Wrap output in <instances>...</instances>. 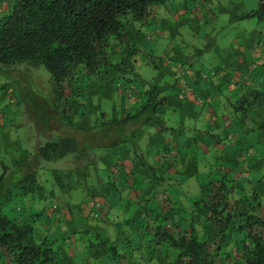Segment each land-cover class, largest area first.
Returning a JSON list of instances; mask_svg holds the SVG:
<instances>
[{"label":"rangeland","instance_id":"1","mask_svg":"<svg viewBox=\"0 0 264 264\" xmlns=\"http://www.w3.org/2000/svg\"><path fill=\"white\" fill-rule=\"evenodd\" d=\"M11 1L0 0V15ZM256 6L257 0H170L165 6L156 8L149 21L139 27L141 32H137V23L131 22L127 29L126 48L135 50V75L129 74L131 80L123 81V85L117 82L114 70L109 68L100 83L90 82L84 86L82 99L76 98L71 109L70 118L74 123L69 122L65 112L58 108L46 68L31 67L26 63L0 64V113L3 116L0 124V173L5 168L0 206L8 212L14 207L22 214L34 209L42 211L46 219L44 223L50 221L53 226L50 228V223L46 224L48 227L36 225L35 239H39L46 230L58 236V230L68 229L67 236L62 238L68 246L67 253L82 252L84 247L86 253H95L99 247L95 245L100 242L95 224L100 222L91 216L92 202L115 199L116 205L107 215L108 222L114 224L102 236L106 238L100 243L106 249V256L97 254L101 260L98 264H113L117 260L111 258L114 254V249L109 248L111 246L122 255L118 258H121L120 264H168L173 250L159 244L154 246L157 243L154 230L149 232V228L136 227L135 216L138 208L139 211L142 208V198L147 195H141L138 203L130 204L128 200L133 198L129 197L133 195V185L125 190L124 184L116 181L115 187H106L111 185L112 178L107 175L105 163L117 161L115 155L122 156L123 152L133 157L135 149L152 165L148 157L152 150L163 158L159 164H171H163L165 169L153 166L156 172L164 173V179L152 188L149 184L153 173L146 166L150 174L145 172L142 178H135L138 183H144L138 193L141 194L142 189L147 192L149 188L153 191L149 193L153 198L152 212L161 211L169 224L178 221L181 212L186 215L193 212L198 235L210 233L209 225L201 221L203 210L197 207L190 210L193 207L191 200L202 196L205 184L221 175L228 179L227 183L232 188L228 194L229 201L246 205L252 194H258L262 204L259 211L264 213V187L257 190L253 186L256 179L264 183V126L259 124L264 120V99H259L251 107L241 100V95L250 88L264 87V19L249 14ZM152 46H155L154 50ZM117 49L112 48L115 56L119 54ZM176 69L185 70L183 80H188L190 75L197 76V80L206 85L205 92L196 91L198 94L188 86L187 94L191 91L192 101L203 105L201 99L207 97V93H216L212 100L214 106L209 108L211 118L215 116L210 123H204L205 118L198 116L201 110L204 114L210 106L207 103L204 109L195 105L197 107L192 111L187 107H171L169 102L160 106L162 109H155L153 100L143 106L145 102L134 103L137 98L145 96V90L152 84L157 85L156 97L167 95L170 88L175 87L178 91L179 81L174 80L173 74ZM188 70L193 72L188 73ZM213 83L217 86L212 87ZM122 103L124 108L129 103L135 105L136 110L140 109L139 113L131 117L119 113L115 108ZM243 106L247 108L243 110ZM244 115L254 117L245 120ZM115 116L125 120L116 125L106 121V118ZM150 118L152 120L146 122ZM248 125L252 126L250 131H246ZM109 131L115 137L120 133L125 140L117 146L100 144L109 141L105 135ZM158 134L162 137L157 141L155 136ZM61 136L72 137L77 144L76 150L50 160L36 154L45 142ZM243 137L247 143L241 142ZM173 139L180 141L179 146L175 147ZM33 155V170L39 185L31 196L18 195L17 180L24 170L15 161L24 156L32 158ZM140 156L137 165L143 168ZM124 162L128 169L130 163L127 158ZM253 164L256 165L252 167ZM94 174L102 176L103 184L90 191L88 189H93L90 180L94 179ZM134 186L137 185L134 183ZM118 188L122 189L120 195L116 193ZM8 194H11L8 202H1ZM77 220L83 225L74 224ZM39 229L42 230L40 234ZM229 237L224 250L234 248L236 237L233 234ZM71 241L74 244H68ZM82 245L84 247L79 248ZM151 249L149 256L147 251ZM82 257L86 261H82ZM4 258L5 255L0 253V264H5ZM91 258L86 254L79 255L78 260H64L63 264H81V261L83 264L90 261L89 264H95L94 257Z\"/></svg>","mask_w":264,"mask_h":264},{"label":"trees","instance_id":"2","mask_svg":"<svg viewBox=\"0 0 264 264\" xmlns=\"http://www.w3.org/2000/svg\"><path fill=\"white\" fill-rule=\"evenodd\" d=\"M169 1L12 0L9 7L0 15V64L13 66L26 63L31 67L46 68L50 74L52 94L58 102V108L65 112L64 115L69 122L74 123L70 118L71 109L76 98L82 99L83 90L88 83H100L104 72L109 68L114 70L117 82H122L123 85V81L131 80L129 74L135 75V50L126 48L128 26L131 22L137 23L136 28L139 29L142 24L149 21L157 7L165 6ZM249 14L264 19V0H257V6ZM113 47L118 48L117 56L113 54ZM156 88L157 85L152 84L145 90V96L134 103L145 102L143 106L153 100L152 106H155V109L157 105H162L165 96L156 97ZM247 98H249L248 102ZM259 99H264V87H252L241 95V100L246 102L247 107H251ZM123 105L122 103L114 108L119 113H125L126 117L135 116L140 111L130 103L126 108L122 107ZM247 107L241 108L244 110ZM104 115L102 116L105 117ZM106 119L115 125L125 120L117 116ZM149 120L152 119L146 122ZM105 135L109 138L108 144L113 142L110 145H117L125 140L120 133L117 137L111 131ZM76 148V141L72 137L61 136L45 142L36 154L50 160L72 152ZM138 154L142 155L140 159L143 168L137 165L140 161ZM145 158L142 153H137L134 149V156L128 157L132 162L128 169L119 159L109 163L107 161L105 170L108 177L112 178V182L106 187L113 188L119 181L121 185L126 184L124 187L133 185L131 187L133 195L129 194L131 195L129 197L133 198L128 200L130 204L137 202L141 195H147L142 198V208L140 211L138 208L135 216L136 227L149 228V232L154 230L157 239L154 246L159 244L173 250V256L168 264H264V213L259 211V206L262 205L260 195L252 194L246 205L237 201L231 202L228 194L232 188L227 183L228 179L223 175L210 179L205 184L207 185L205 195L191 200L193 207L190 210H194L195 207L203 210L201 221L207 223L210 229V233L199 236L192 218L193 212L186 215L183 211L179 213L178 221H171L169 224L167 219L162 217L161 211L152 212L153 198L149 193L153 191L149 188L147 192H143L142 189V193H138V189L144 183H138L135 178H142L145 172L147 175L150 174L147 173L145 166L153 173L149 184L151 188L164 179L163 174L156 172L157 170ZM32 159L34 155L32 158L24 156L15 161L24 170L17 180L18 195L28 197L36 191L39 182L33 170ZM4 174L5 168L0 173V187ZM94 176V180L98 183L95 187L98 189L103 184L102 176L99 174ZM134 183L137 186H134ZM119 190L116 192L118 195L122 192V189ZM10 198L11 194H8L1 202L6 203ZM115 202V199L100 202V207L92 205L90 209L91 216L100 222L95 225L100 242L95 245L99 246L95 253L84 254L89 259L94 257L95 264L101 263L96 257L97 254L106 253V249L102 248L100 243L106 238L102 236L107 234V230L114 224L108 222L107 215L116 205ZM28 212L22 214L15 211L14 207L8 212L0 206V253L5 255V264H63L64 257L58 244L60 237L53 236L49 230H46L39 239H35V229L42 227L46 219L42 211L34 209ZM186 219L187 221L184 222ZM38 231L40 234L42 230ZM231 234L236 237L234 248L224 250ZM109 248L114 249L111 258H117L113 264H120L121 258H118L122 255L119 254L118 249L114 246ZM152 251L153 249L147 251L149 256ZM84 254L76 252L70 259L78 260L79 255ZM220 257L222 260H219ZM83 260L86 261L85 257H82Z\"/></svg>","mask_w":264,"mask_h":264},{"label":"crops","instance_id":"3","mask_svg":"<svg viewBox=\"0 0 264 264\" xmlns=\"http://www.w3.org/2000/svg\"><path fill=\"white\" fill-rule=\"evenodd\" d=\"M154 18V17H153ZM141 28H139V29H137V32L139 31V32H141V30H140ZM159 32V31H158ZM154 47L155 46H152V48H153V50H154ZM162 58V57H161ZM178 62H179V60H178ZM177 61H175V63L177 64L178 63ZM170 67V66H169ZM192 70H188V73H192L191 72ZM193 75H195L196 76V74H193ZM189 80V81H188ZM188 80H184V82L185 81H188V82H185V84H186V86H191V88L193 89V92L195 93L196 91H202V92H205V90L207 89L206 88V85H204V83L203 82H200V81H198L197 80V76L196 77H191V75L188 77ZM192 80V81H191ZM175 81H178V80H175ZM180 83L182 84V82H180L179 81V83H178V86H180ZM212 87H215V86H217V83H213L212 85H211ZM191 89V90H192ZM234 89H236V87L234 88ZM211 91V90H210ZM209 91V92H210ZM191 92V91H190ZM190 92L185 96V97H182V96H180V95H178L179 93H178V91H177V89L175 90V87H174V89L173 88H170V90L168 91V94L167 95H165V97H164V102H163V104L162 105H158L157 106V108L156 109H158V108H161L162 106H164V105H166L168 102L170 103V106L171 107H177V108H185V107H187L188 108V110L189 111H192L193 110V108H196L198 105H199V107H202V109H204L205 108V105L204 104H208V108L206 109V111H205V113L203 114V112H202V110L200 111V114H198V116H203V118H205L204 119V123L206 122V121H208L209 123H210V120H212L213 118H215V116H213L212 118H211V113L209 112V108L211 107V106H214V105H212L213 103H212V100H214V98L216 97V93H213L212 91L210 92V93H207L208 94V96L207 97H205L203 100L201 99V103H204L203 105H201V104H199V103H196V102H194V101H192L191 99H193L194 97H193V95H189L190 94ZM197 93V92H196ZM198 94V93H197ZM194 96H196L195 94H194ZM139 98H137V100H138ZM195 100V99H194ZM190 101H192V102H194V103H196V104H193V103H191ZM215 103V102H214ZM190 104H192V106H190ZM195 105H197V106H195ZM161 106V107H160ZM253 106V105H252ZM177 108H174V109H177ZM186 108V109H187ZM162 109V108H161ZM263 112V111H262ZM256 113V112H255ZM258 114V113H257ZM244 118H245V120H250V118H253L254 116L252 115V116H250V115H244L243 116ZM233 120V119H232ZM263 122H264V120H262ZM263 122H260L259 124H260V126H261V124H263V126H264V123ZM231 124V123H230ZM80 126H82V124L80 125ZM252 127V126H251ZM251 127H249V125L248 126H246V131L247 130H249L250 131V129H251ZM245 131V130H244ZM232 134H234L233 132H232ZM160 137H162L160 134H158L157 136H155V139L157 140V138H160ZM174 141H175V139H173ZM241 140V142L242 143H247L248 141H247V139L245 138L244 139V137L243 138H241L240 139ZM153 141V140H152ZM158 141V140H157ZM113 143V142H112ZM112 143H109L108 144V142L106 141V142H101L100 144H102V145H110V144H112ZM168 144V143H167ZM179 144H180V141H178V142H174V145H175V147H177V146H179ZM252 144V143H251ZM113 146H117V145H115V144H113ZM171 146H173V145H171ZM158 149H156V151H157ZM122 151V150H121ZM120 151V152H121ZM156 153V152H155ZM117 158H114V159H119L121 162H123V164L125 163L124 162V159H126L127 158V160H128V162L130 163V165L132 164V162L128 159V157L126 156V154L123 152V154H122V156H120V155H118L117 156V154L115 155ZM124 156H126V158L124 157ZM148 157H149V159L152 161V163H153V165L152 166H155V167H157V168H162V166H163V164H166V166L167 165H171V164H167L166 162H164V163H161V164H159V162H160V160H163V158H161L160 157V155H158V154H154V152H153V150L151 151V153H149L148 154ZM124 158V159H123ZM112 158H109V160H111ZM149 164H150V162H149ZM254 165H256V164H253V166L252 167H254ZM167 168V167H166ZM162 169H165V167H163ZM162 172H164L163 170H162ZM161 173V172H160ZM162 174H164V173H162ZM261 182V179L260 180H258V179H256L255 181H254V183H253V186L254 187H256L257 188V190H259L260 188H261V190H262V188L264 187V183H260ZM96 184H98L97 183V181L96 180H94V179H92V180H90V185H92V188L93 189H88V190H90V191H93V190H96V187H95V185ZM69 185H72V184H69ZM126 185V184H125ZM124 185V186H125ZM73 187H76L75 185L73 186ZM126 187H128V186H126ZM126 187H124V189L126 190H128V188H126ZM130 187V186H129ZM125 193V192H124ZM205 195V191H204V194L202 195V196H204ZM111 211V210H110ZM62 212H64L65 213V215H66V212H65V210L64 209H62ZM105 216H106V214H105ZM77 217H79V216H77L76 215V218ZM84 219V218H83ZM100 219H102V217L100 218ZM103 219H104V217H103ZM82 221H80V220H77L76 222H74V224H80L81 226L83 225L82 223H81ZM49 223H50V225H51V222L49 221ZM49 223H43V225H46V224H48L49 225ZM99 224V223H98ZM48 225H46V226H48ZM96 225V224H95ZM53 225H51V227H52ZM62 229V228H61ZM90 229V228H89ZM55 230H57V229H55ZM50 231V230H49ZM96 231V230H95ZM58 232H60L59 233V235H63L62 236V238L63 237H65V235H66V233H68V229H62V230H58L56 233H58ZM59 235L57 236L56 235V237H59ZM61 238V236H60V239H59V241H58V244L60 245V249H61V251H62V254H63V257H64V260H71L70 258L73 256V254L71 253V252H69L68 251V253H67V250H68V246H65L66 244H65V239L63 240ZM62 241H63V244H62ZM75 241V240H74ZM74 241H71L70 243H68V244H74ZM79 241V240H78ZM67 244V245H68ZM63 247V248H62ZM80 247H84L83 245L82 246H79V248ZM65 248V249H64ZM71 248H73L74 249V247L72 246ZM79 248H77V249H79ZM82 253L84 254V253H86L85 252V248H83V251H82ZM68 254H70V257H69V255Z\"/></svg>","mask_w":264,"mask_h":264},{"label":"built area","instance_id":"4","mask_svg":"<svg viewBox=\"0 0 264 264\" xmlns=\"http://www.w3.org/2000/svg\"><path fill=\"white\" fill-rule=\"evenodd\" d=\"M185 70H182V69H176L175 73L174 74V79L175 80H178L180 81L182 78H184L185 76ZM182 86L180 85V88L178 90V93L181 95V96H186L187 95V91H188V86H186L184 80L182 79ZM199 99V98H198ZM200 101V100H199ZM2 114L0 113V124L2 123ZM92 205L96 206V207H100L101 206V203L99 201H96V202H92Z\"/></svg>","mask_w":264,"mask_h":264}]
</instances>
